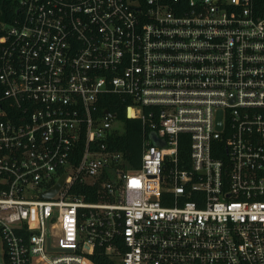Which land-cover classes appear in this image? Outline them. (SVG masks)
Listing matches in <instances>:
<instances>
[{
	"label": "built area",
	"instance_id": "1",
	"mask_svg": "<svg viewBox=\"0 0 264 264\" xmlns=\"http://www.w3.org/2000/svg\"><path fill=\"white\" fill-rule=\"evenodd\" d=\"M18 13L0 35V264H97V247L118 264H264V0ZM108 94L142 122L139 166L112 145Z\"/></svg>",
	"mask_w": 264,
	"mask_h": 264
},
{
	"label": "trees",
	"instance_id": "2",
	"mask_svg": "<svg viewBox=\"0 0 264 264\" xmlns=\"http://www.w3.org/2000/svg\"><path fill=\"white\" fill-rule=\"evenodd\" d=\"M20 0H0V35L3 34L2 24L12 21L14 18L19 16ZM130 103V101L124 100L121 96L116 94H108L104 97L101 102V107L108 108L111 111H119L120 117L124 120L125 130L123 133L114 135L111 137L112 145L115 148L124 150L126 156L132 166H139L142 144H143V126L140 119L128 118L125 115V106ZM187 134L181 135V153L187 154L189 146L187 144ZM99 184L95 185L93 188V194L91 199L97 201L99 197L97 196V188ZM82 188V187H80ZM93 259L97 264H118L117 261L109 257L102 247H97Z\"/></svg>",
	"mask_w": 264,
	"mask_h": 264
},
{
	"label": "water",
	"instance_id": "3",
	"mask_svg": "<svg viewBox=\"0 0 264 264\" xmlns=\"http://www.w3.org/2000/svg\"><path fill=\"white\" fill-rule=\"evenodd\" d=\"M219 124L221 125L220 118H219ZM64 178H65V177H63V178L58 182V184H57L55 187H53L52 189H50V190L44 192L43 195H44L45 197H51L52 195H54V194L56 193V191L60 188V186L63 184Z\"/></svg>",
	"mask_w": 264,
	"mask_h": 264
},
{
	"label": "rangeland",
	"instance_id": "4",
	"mask_svg": "<svg viewBox=\"0 0 264 264\" xmlns=\"http://www.w3.org/2000/svg\"><path fill=\"white\" fill-rule=\"evenodd\" d=\"M114 127L119 128L122 131L125 130V125H124V122L122 120H116L114 123ZM0 261H1V253H0Z\"/></svg>",
	"mask_w": 264,
	"mask_h": 264
}]
</instances>
